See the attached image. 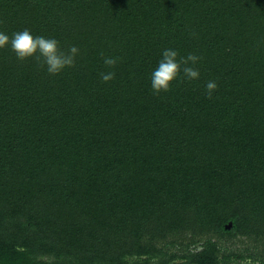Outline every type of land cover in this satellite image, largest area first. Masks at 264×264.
<instances>
[{"label":"trees","instance_id":"trees-1","mask_svg":"<svg viewBox=\"0 0 264 264\" xmlns=\"http://www.w3.org/2000/svg\"><path fill=\"white\" fill-rule=\"evenodd\" d=\"M24 29L80 52L0 49V264H264V0H0ZM166 49L200 76L156 95Z\"/></svg>","mask_w":264,"mask_h":264},{"label":"clouds","instance_id":"clouds-1","mask_svg":"<svg viewBox=\"0 0 264 264\" xmlns=\"http://www.w3.org/2000/svg\"><path fill=\"white\" fill-rule=\"evenodd\" d=\"M10 47L20 61L34 58L41 67L46 68L50 75H58L64 69L75 67L76 57L80 50L76 46L64 51L56 39L34 36L28 29L13 33L11 36L0 32V49ZM104 64L108 67H115L117 59L104 57ZM201 58L195 54H188L187 57H180L178 52L173 49H166L162 53V59L151 74V87L154 94L168 92L171 85L183 73V77L189 81L198 79L200 76L195 65ZM101 80L105 83L115 78V72L101 73ZM206 94L212 98L213 91L218 88L215 81H209L206 86ZM151 264H156L153 258ZM241 264H260L259 260L253 262L251 259H244Z\"/></svg>","mask_w":264,"mask_h":264},{"label":"rangeland","instance_id":"rangeland-1","mask_svg":"<svg viewBox=\"0 0 264 264\" xmlns=\"http://www.w3.org/2000/svg\"><path fill=\"white\" fill-rule=\"evenodd\" d=\"M180 264V263H179Z\"/></svg>","mask_w":264,"mask_h":264}]
</instances>
